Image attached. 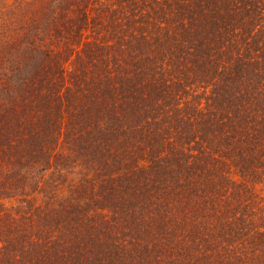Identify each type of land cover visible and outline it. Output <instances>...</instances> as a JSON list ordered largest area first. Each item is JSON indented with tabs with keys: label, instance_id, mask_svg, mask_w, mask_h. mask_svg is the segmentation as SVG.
I'll use <instances>...</instances> for the list:
<instances>
[{
	"label": "trees",
	"instance_id": "trees-1",
	"mask_svg": "<svg viewBox=\"0 0 264 264\" xmlns=\"http://www.w3.org/2000/svg\"><path fill=\"white\" fill-rule=\"evenodd\" d=\"M0 264H264V0H0Z\"/></svg>",
	"mask_w": 264,
	"mask_h": 264
},
{
	"label": "rangeland",
	"instance_id": "rangeland-1",
	"mask_svg": "<svg viewBox=\"0 0 264 264\" xmlns=\"http://www.w3.org/2000/svg\"><path fill=\"white\" fill-rule=\"evenodd\" d=\"M7 2H10L11 0H6Z\"/></svg>",
	"mask_w": 264,
	"mask_h": 264
}]
</instances>
